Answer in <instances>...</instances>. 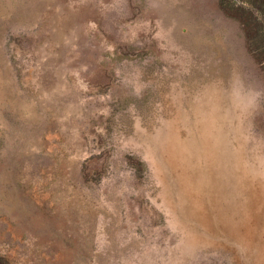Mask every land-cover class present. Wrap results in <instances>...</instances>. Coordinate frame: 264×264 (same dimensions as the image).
I'll return each mask as SVG.
<instances>
[{
	"label": "rangeland",
	"instance_id": "rangeland-1",
	"mask_svg": "<svg viewBox=\"0 0 264 264\" xmlns=\"http://www.w3.org/2000/svg\"><path fill=\"white\" fill-rule=\"evenodd\" d=\"M8 264H264V0H0Z\"/></svg>",
	"mask_w": 264,
	"mask_h": 264
},
{
	"label": "trees",
	"instance_id": "trees-1",
	"mask_svg": "<svg viewBox=\"0 0 264 264\" xmlns=\"http://www.w3.org/2000/svg\"><path fill=\"white\" fill-rule=\"evenodd\" d=\"M0 264H8L7 260L3 255L0 254Z\"/></svg>",
	"mask_w": 264,
	"mask_h": 264
}]
</instances>
